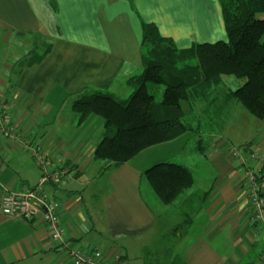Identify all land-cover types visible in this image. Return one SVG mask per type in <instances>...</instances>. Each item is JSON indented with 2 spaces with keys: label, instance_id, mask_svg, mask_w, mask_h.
Returning a JSON list of instances; mask_svg holds the SVG:
<instances>
[{
  "label": "crops",
  "instance_id": "obj_1",
  "mask_svg": "<svg viewBox=\"0 0 264 264\" xmlns=\"http://www.w3.org/2000/svg\"><path fill=\"white\" fill-rule=\"evenodd\" d=\"M143 22L180 49L227 39L218 0H0V101L55 165L71 172L46 189L60 204L68 239L105 259L120 254V264L131 244L178 221L175 235L164 233L170 242L163 254L173 250L186 264H264V227L253 220L245 186L249 168L264 170V120L236 108L221 135H204V155L188 133L114 170L93 159L104 120L91 116L79 125L73 97L85 89L115 95L119 80L141 72ZM38 45H49V54L18 74L15 65ZM245 145L260 159L245 155L243 164L233 156ZM165 162L194 179V192L175 205L163 203L145 174ZM40 176L31 151L0 134V206L8 192L35 187ZM0 264L73 262L42 221L8 220L0 211Z\"/></svg>",
  "mask_w": 264,
  "mask_h": 264
},
{
  "label": "trees",
  "instance_id": "obj_2",
  "mask_svg": "<svg viewBox=\"0 0 264 264\" xmlns=\"http://www.w3.org/2000/svg\"><path fill=\"white\" fill-rule=\"evenodd\" d=\"M218 1L226 40L180 49L173 39L163 37L155 24L143 22L142 72L127 80L130 97L121 101L112 93L86 89L74 95L72 111L79 125L91 116L104 120L93 153V159L105 165L104 170H114L142 151L188 133L195 136L204 155V135H221L236 108L264 120V17H260L264 16V0ZM50 49L49 45L32 48L15 65V71L20 74L41 64ZM160 86L164 90L158 100L152 92ZM222 88L228 91L224 95L217 92ZM210 111L221 120H213L218 118ZM145 174L166 205L177 204L195 190L192 175L173 162L157 164ZM209 196L202 194L200 199L204 202ZM170 251L158 255L163 260L157 264H186Z\"/></svg>",
  "mask_w": 264,
  "mask_h": 264
},
{
  "label": "built area",
  "instance_id": "obj_3",
  "mask_svg": "<svg viewBox=\"0 0 264 264\" xmlns=\"http://www.w3.org/2000/svg\"><path fill=\"white\" fill-rule=\"evenodd\" d=\"M0 134L7 140H12L31 151L33 160L38 165L41 176L35 187L23 192H8L1 201L0 211L8 220L42 221L48 228L53 242L67 250L73 264H119L120 255L105 259L100 252L74 249L67 233L61 225L59 202L47 193V188L59 186L69 179L68 168L57 167L52 157L43 145L33 142L32 133L22 129L14 120L13 114L6 102L0 101ZM255 162L259 156L247 153L245 148L233 149V156L246 163ZM246 192L251 207L253 220L264 227V171L249 168L246 174Z\"/></svg>",
  "mask_w": 264,
  "mask_h": 264
},
{
  "label": "rangeland",
  "instance_id": "obj_4",
  "mask_svg": "<svg viewBox=\"0 0 264 264\" xmlns=\"http://www.w3.org/2000/svg\"><path fill=\"white\" fill-rule=\"evenodd\" d=\"M260 17H264V16H260ZM142 72V69H141ZM139 72V73H141ZM136 74V75H139ZM163 90L164 87L160 86V87H156L154 89V93L155 96L157 97L158 100H160L163 96ZM216 92V91H215ZM217 92H221V95H224L225 92H228L226 88H222L219 89ZM115 96L121 100V101H126L131 93L132 90L128 87L127 83L125 82V80L121 79L119 80V82L116 84V88L114 90ZM218 110V108H216ZM211 110H214V107L211 108ZM214 111H210V113H213ZM213 115H217L215 113H213ZM216 119L214 117L213 120H221L220 116L217 115ZM103 120V119H102ZM205 124V121H203V125ZM216 129V128H215ZM101 131V128H100ZM207 133V132H206ZM225 136V134H224ZM206 139V138H204ZM207 140V139H206ZM206 143L207 141L204 143V146L206 147ZM246 179V177H245ZM179 203V201H178ZM177 203V204H178ZM174 224H170V226L167 227V225H160L158 227V229L154 232H151V234H149L146 237V241L142 242L139 244H131L129 250V254L127 255L126 259L124 261H122L120 264H148V261L154 262V263H159L160 260H163L161 257L158 256V253L163 254V249L165 248V246L170 242L168 240H164L163 236H166V234L164 235V233H167L169 235H175L176 231L178 230L176 227L180 226L178 223V221L176 222H172ZM175 230V231H174ZM172 240V239H171ZM164 241V243H163ZM154 251V253H151L150 255L147 256V253L149 254L150 252ZM172 254L175 253V251H170ZM165 253H168L167 251Z\"/></svg>",
  "mask_w": 264,
  "mask_h": 264
}]
</instances>
